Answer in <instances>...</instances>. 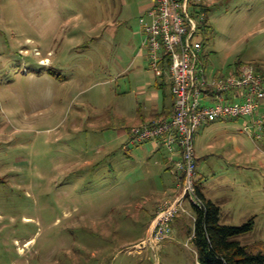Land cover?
<instances>
[{
	"label": "rangeland",
	"instance_id": "374dc122",
	"mask_svg": "<svg viewBox=\"0 0 264 264\" xmlns=\"http://www.w3.org/2000/svg\"><path fill=\"white\" fill-rule=\"evenodd\" d=\"M152 6L0 0V264H199L190 205L169 239L150 244L175 178L166 151L125 135L124 115L149 109L144 85L157 82L140 23ZM190 13L204 25L209 75L264 66V0H190ZM195 147L221 223L254 219L237 240L264 252V130L221 120L198 130Z\"/></svg>",
	"mask_w": 264,
	"mask_h": 264
},
{
	"label": "built area",
	"instance_id": "2783aa9c",
	"mask_svg": "<svg viewBox=\"0 0 264 264\" xmlns=\"http://www.w3.org/2000/svg\"><path fill=\"white\" fill-rule=\"evenodd\" d=\"M140 23L150 69L156 76L168 74L174 99L169 118L129 132V145L152 143L164 149L178 181V191L160 205L152 223L149 242L154 248L170 238L171 226L180 214L188 212L187 205L204 208L198 194V130L221 120L248 118L254 127L264 130V77L253 66H244L239 74H208L190 0H153ZM245 127L249 128L248 123Z\"/></svg>",
	"mask_w": 264,
	"mask_h": 264
},
{
	"label": "trees",
	"instance_id": "16d2710c",
	"mask_svg": "<svg viewBox=\"0 0 264 264\" xmlns=\"http://www.w3.org/2000/svg\"><path fill=\"white\" fill-rule=\"evenodd\" d=\"M203 27V23H199V30L203 29ZM244 66H253L264 77V66L259 65L257 62L248 65L241 64L237 69L231 70L230 72L239 74ZM166 68L168 71V64H166ZM167 77L168 74H164L161 77L163 81L160 82L159 87L164 95H166L167 91L172 93V84ZM172 114L173 111L169 116L161 117L166 119ZM128 136L130 140L129 133ZM169 170L172 172L174 168L170 166ZM200 182L199 180L198 194L204 202V208H193L195 213L193 243L197 250L199 264H264V252L254 253L248 246H243L237 240L238 237L247 235L253 231L254 219H251L242 226L222 224L221 208L216 203L207 199L200 186Z\"/></svg>",
	"mask_w": 264,
	"mask_h": 264
},
{
	"label": "crops",
	"instance_id": "0c3cea01",
	"mask_svg": "<svg viewBox=\"0 0 264 264\" xmlns=\"http://www.w3.org/2000/svg\"><path fill=\"white\" fill-rule=\"evenodd\" d=\"M142 35H143V33H142ZM143 37H144V35H143ZM145 58L148 60L147 54L145 55ZM148 71H151L150 64H149ZM213 75L217 76V75H221V74H219V73H217V74L216 73H213ZM162 76H156L157 82H155V84L146 83L144 85V88L145 87H148L149 88V87H152V85H153V92H151L150 93V96L148 97V102L151 103V107L149 109H145V110H143V109L140 108L138 110V112H137V115L133 116L132 118L131 117L130 118H127L124 115L123 120H124V124H125V135H127L129 133V130L132 129L133 127L141 126V125H145V124H150V123H154V122H156L159 119H165V118H163L161 116H167V115L169 116V114L172 113V111H173V105H174V99L172 97V93L169 91V99H170L169 103H167V100L166 99L164 100V102L161 101V96L159 94V92L162 91V90L159 89L160 82L163 81V79L161 78ZM167 78H168V80H170L169 79V76ZM143 92L146 94V91L145 90ZM208 101L211 102L210 100H208ZM211 124H214V123H211ZM211 124H206V125L202 126L200 129H202L203 127H207L208 125H211ZM125 135H123V136H125ZM145 144H148V143H145ZM129 146L127 148H129ZM133 146H136V145H133ZM163 150L164 149L156 148L153 145V153L160 154V153H162ZM155 164H156L157 167H160L161 166V163L159 161H157ZM170 166L171 165L169 163V158H168L167 159V167H168L167 169H169ZM170 173H172V172L170 171ZM173 176L175 178V175L174 174H173ZM199 180H201L200 175H199ZM165 189H167V191L164 194H167V192H170V190H169L170 188L169 187H165ZM178 189H179L178 181L175 178V187H174V190H173L174 194H176V192L178 191ZM203 193L207 197L204 189H203ZM207 199H209V198L207 197ZM209 200H211V199H209ZM160 205H161V202L159 201L157 203V205H156L155 210L153 211L154 218H155V216L158 213V210L160 208Z\"/></svg>",
	"mask_w": 264,
	"mask_h": 264
}]
</instances>
